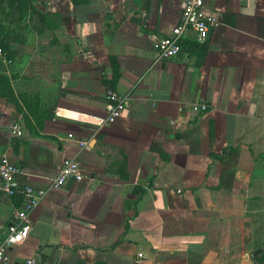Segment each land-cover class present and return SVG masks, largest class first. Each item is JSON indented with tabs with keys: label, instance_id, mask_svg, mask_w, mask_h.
<instances>
[{
	"label": "crops",
	"instance_id": "0c3cea01",
	"mask_svg": "<svg viewBox=\"0 0 264 264\" xmlns=\"http://www.w3.org/2000/svg\"><path fill=\"white\" fill-rule=\"evenodd\" d=\"M183 1L0 0L14 99L0 95V153L46 189L7 264H250L264 239V0H206L207 41L187 31L157 61ZM107 86L126 107L97 126ZM65 159L85 177L52 189ZM20 204L0 192V241Z\"/></svg>",
	"mask_w": 264,
	"mask_h": 264
},
{
	"label": "built area",
	"instance_id": "2783aa9c",
	"mask_svg": "<svg viewBox=\"0 0 264 264\" xmlns=\"http://www.w3.org/2000/svg\"><path fill=\"white\" fill-rule=\"evenodd\" d=\"M216 12L209 9L206 0H184L178 22L171 29V34L159 37L154 42L156 60H163L176 55L181 49V42L185 32L193 34L197 44L207 41L210 31L218 25ZM1 54V50H0ZM105 116L95 119V125L113 123L126 107V97L119 95L107 86L104 92ZM189 111L193 113L204 112L205 103H190ZM13 131L16 135L22 133L20 125L15 123ZM72 137V134H69ZM85 142H80L84 145ZM23 170L9 159L5 153H0V192L9 197H19L21 204L13 210L12 220L8 224L5 236L0 241V264H7L4 259V250L9 246L20 245L28 237L31 229V214L41 203L45 188L35 187L29 183H20L18 176ZM85 173L76 160L65 159L58 168L56 177L51 181L50 188L62 186L67 180L81 181ZM20 264H39L37 259L31 257Z\"/></svg>",
	"mask_w": 264,
	"mask_h": 264
},
{
	"label": "trees",
	"instance_id": "16d2710c",
	"mask_svg": "<svg viewBox=\"0 0 264 264\" xmlns=\"http://www.w3.org/2000/svg\"><path fill=\"white\" fill-rule=\"evenodd\" d=\"M0 95L6 96L9 100H14L11 97V94L7 93L5 90L2 93H0ZM17 108L19 109V111H22V109L20 108V106H18V104H17ZM42 120L43 119H41L40 121H38L39 122V125L42 123ZM262 243L264 244V240H263ZM257 249H261V252L263 251V248H262V246H260V244H257V247H256V249L253 252H255ZM261 252L258 255H254L255 253H252V259H254L257 263L263 264L264 263V253L263 252L261 253Z\"/></svg>",
	"mask_w": 264,
	"mask_h": 264
},
{
	"label": "rangeland",
	"instance_id": "374dc122",
	"mask_svg": "<svg viewBox=\"0 0 264 264\" xmlns=\"http://www.w3.org/2000/svg\"><path fill=\"white\" fill-rule=\"evenodd\" d=\"M1 82H3V79H2V76H1V74H0V83ZM8 86V88L9 89H11V87L9 86V85H7ZM5 89H7L6 87H4V89H2L1 87H0V93H2ZM6 91V90H5ZM12 91H9V92H7V93H9V94H12L11 93ZM22 101V100H21ZM24 105V104H23ZM18 106H22L21 105V103L20 102H18ZM17 111H19V109H17ZM20 112V111H19ZM21 115L23 116L24 115V112H21ZM264 234V233H263ZM264 240V239H263ZM263 242V241H262ZM261 241L260 242H257V243H254V245H253V247H251L250 248V251H249V255L251 256V259H252V253H254L253 251L256 249V247H257V244H260V246H262V248H263V253H264V244L262 243ZM261 252V249H259V251L257 252V254H254V255H258L259 253ZM261 252V253H262ZM250 264H261V263H257L254 259H252V261L250 262ZM264 264V263H263Z\"/></svg>",
	"mask_w": 264,
	"mask_h": 264
},
{
	"label": "water",
	"instance_id": "95a60500",
	"mask_svg": "<svg viewBox=\"0 0 264 264\" xmlns=\"http://www.w3.org/2000/svg\"><path fill=\"white\" fill-rule=\"evenodd\" d=\"M258 251H259V249H257L254 253L257 254Z\"/></svg>",
	"mask_w": 264,
	"mask_h": 264
}]
</instances>
